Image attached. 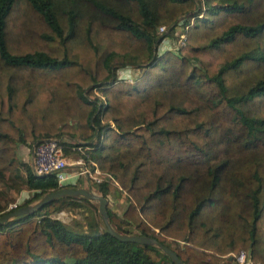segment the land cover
Wrapping results in <instances>:
<instances>
[{
    "label": "trees",
    "instance_id": "1",
    "mask_svg": "<svg viewBox=\"0 0 264 264\" xmlns=\"http://www.w3.org/2000/svg\"><path fill=\"white\" fill-rule=\"evenodd\" d=\"M160 26L187 28L185 45L159 53ZM115 62L143 71L119 79ZM49 138L86 149L101 195L125 194L117 231L184 264H264V0H0V180L32 193L0 216L72 187L18 156ZM88 201L0 225V264H174L97 210L86 231L52 217Z\"/></svg>",
    "mask_w": 264,
    "mask_h": 264
},
{
    "label": "rangeland",
    "instance_id": "2",
    "mask_svg": "<svg viewBox=\"0 0 264 264\" xmlns=\"http://www.w3.org/2000/svg\"><path fill=\"white\" fill-rule=\"evenodd\" d=\"M167 28V27H166ZM186 29L180 26H177L175 28L174 33L167 34L166 33H158L160 37L163 38L162 42L158 44L157 51L159 53H162L166 50H169L172 48V44L177 42L178 35L177 33H180V31H183L186 35ZM169 33V32H168ZM187 39V35H186ZM171 51V50H170ZM114 66L117 67L116 75L119 79L127 80V81H133L137 79L141 73V68H135L131 65H125V63H119L115 62ZM32 147L33 144H25V145H19V148L17 150L19 158L27 165L31 166L32 161ZM81 151V152H80ZM82 151H85V149L76 150L75 148H69V152L65 154V157L67 159L68 163V170L77 169L73 166L74 161L81 158V155L83 154ZM24 170V168H22ZM101 176V175H100ZM102 177V176H101ZM7 179V178H6ZM80 183L77 186L74 187H84L92 190L93 192L101 195L97 190V183H88L85 180V177H80ZM2 181L0 180V207H2L4 210L3 212L7 211V209L11 208L10 206L14 205H21L27 199L28 197H31L32 193L25 188L19 189L17 191L12 190V181ZM108 204L107 209L117 213L118 215H121L123 210L126 207V200H125V194L124 193H118V192H110L107 196ZM89 200V199H88ZM37 201V200H35ZM35 201H33L30 204H33ZM29 205V204H28ZM97 210L98 211V203L95 200H89L88 202H80L79 205H70L66 206L60 211L52 214V217L55 219L60 220L64 224H66L69 228L75 231H86L87 230V221L91 215V213ZM99 214V213H98ZM100 216V215H99ZM97 216V220H101V217ZM103 223V222H102ZM103 224L100 223V227H102ZM124 231H127L129 234H137V231L131 227H124ZM168 244L171 247H176L178 244L173 242L172 240H168ZM182 245V242L179 244ZM232 255V254H231ZM230 255V256H231ZM222 264L227 263L226 257L223 258V261H221ZM233 264V263H232Z\"/></svg>",
    "mask_w": 264,
    "mask_h": 264
},
{
    "label": "built area",
    "instance_id": "3",
    "mask_svg": "<svg viewBox=\"0 0 264 264\" xmlns=\"http://www.w3.org/2000/svg\"><path fill=\"white\" fill-rule=\"evenodd\" d=\"M157 32L160 34L166 33L167 28L165 26H160L157 29ZM177 35L179 38L177 42L172 44V48L169 49L171 51H177L180 47L185 45V33L180 31ZM77 149L80 150V148ZM82 152L84 153L85 151ZM84 155L85 157H83ZM84 155H81L80 159L74 161L73 166L77 169L68 170L67 159L59 141L51 138L43 139L38 141L32 147L31 167L33 172L37 175L55 174L60 186L68 184L72 187L76 185L78 186L81 180L80 177H85V180L88 183H100L102 181L100 171L95 167V163L88 157V155L85 153ZM87 162H89L94 169H91ZM14 206L10 207L12 208ZM229 258H231V263L233 264H260L258 262H253L245 251L232 254Z\"/></svg>",
    "mask_w": 264,
    "mask_h": 264
},
{
    "label": "water",
    "instance_id": "4",
    "mask_svg": "<svg viewBox=\"0 0 264 264\" xmlns=\"http://www.w3.org/2000/svg\"><path fill=\"white\" fill-rule=\"evenodd\" d=\"M84 197L89 200H95L98 203V213L102 219V222L106 228V231L113 235L119 241H129L135 242L141 245H153L158 247L164 254H166L174 264H184V262L179 258L177 253L155 238L140 235V234H125L114 229L109 221V214L107 209L108 199L103 195H99L92 190L84 187H62L60 189L49 191L43 194L37 201L33 204L21 206L15 210L4 213L0 216V225H3L7 221L24 215L28 213H33L34 211L40 209L42 206L62 197ZM231 263V258L228 260Z\"/></svg>",
    "mask_w": 264,
    "mask_h": 264
}]
</instances>
